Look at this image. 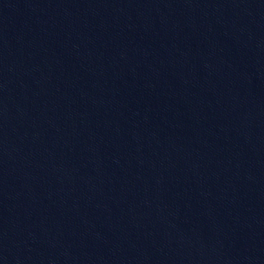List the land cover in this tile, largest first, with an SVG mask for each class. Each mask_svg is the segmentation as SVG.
<instances>
[{"label": "water", "instance_id": "water-1", "mask_svg": "<svg viewBox=\"0 0 264 264\" xmlns=\"http://www.w3.org/2000/svg\"><path fill=\"white\" fill-rule=\"evenodd\" d=\"M0 264H264V0H0Z\"/></svg>", "mask_w": 264, "mask_h": 264}]
</instances>
